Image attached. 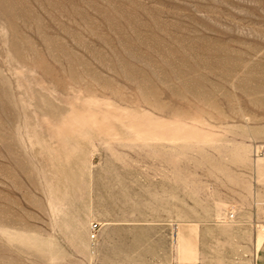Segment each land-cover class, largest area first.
<instances>
[{
	"label": "rangeland",
	"instance_id": "obj_1",
	"mask_svg": "<svg viewBox=\"0 0 264 264\" xmlns=\"http://www.w3.org/2000/svg\"><path fill=\"white\" fill-rule=\"evenodd\" d=\"M264 0H0V264H258Z\"/></svg>",
	"mask_w": 264,
	"mask_h": 264
},
{
	"label": "crops",
	"instance_id": "obj_2",
	"mask_svg": "<svg viewBox=\"0 0 264 264\" xmlns=\"http://www.w3.org/2000/svg\"><path fill=\"white\" fill-rule=\"evenodd\" d=\"M258 264H264V241L258 254Z\"/></svg>",
	"mask_w": 264,
	"mask_h": 264
}]
</instances>
